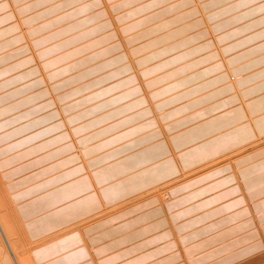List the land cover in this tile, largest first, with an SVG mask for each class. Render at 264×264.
<instances>
[{
    "label": "crops",
    "instance_id": "0c3cea01",
    "mask_svg": "<svg viewBox=\"0 0 264 264\" xmlns=\"http://www.w3.org/2000/svg\"><path fill=\"white\" fill-rule=\"evenodd\" d=\"M225 1L0 0V175L28 240L76 226L94 264H264V144L99 214L264 136V0Z\"/></svg>",
    "mask_w": 264,
    "mask_h": 264
},
{
    "label": "rangeland",
    "instance_id": "374dc122",
    "mask_svg": "<svg viewBox=\"0 0 264 264\" xmlns=\"http://www.w3.org/2000/svg\"><path fill=\"white\" fill-rule=\"evenodd\" d=\"M225 2H230V1L226 0ZM247 3H248L247 1H241L238 5V7H240L239 9L245 8L247 6ZM218 4L220 5V2L211 3L208 6H205V8L208 10H212L218 7ZM240 19L241 21L247 20L248 12L243 13L240 16ZM215 32H216V29L214 28L212 30V33L210 34H214ZM99 35L100 34L96 33L94 35V38H97ZM35 37L41 38L40 36H35ZM59 39L61 40L63 38H59ZM71 41L72 40H70V42ZM96 41H98V43L95 46L104 44L103 42L100 41V39H97ZM51 43L52 44L56 43V41H50L46 45H51ZM46 45L44 44V47ZM30 53H31V50H30ZM40 71L43 73V77L51 89L53 86V81L49 79L48 71L46 69L40 70ZM80 88L82 89V84L81 85L78 84V86L75 85L73 87L74 91H72L69 94L73 95L76 92H79L81 90ZM59 95L60 93L53 94L51 96V100L48 101V103L50 102L57 103V99ZM87 100H88V96L81 98V102H84V101L87 102ZM37 108L38 107H36V109ZM33 110L34 109H32L31 111ZM156 115L158 118L157 119L158 122L162 124V121L160 118L161 116L158 115V113ZM64 117H66V115H64ZM21 118L22 117H20V114H19L17 116H14L11 122L18 121ZM263 144H264V136L257 138L256 141L253 142L252 144L235 149L234 151L226 154L225 156L219 159L213 160L212 162H209L199 167L198 170H195L194 172H190V173L187 172L186 173L187 175L184 177V179L178 178V177L175 178L176 180L170 179L155 187L153 186L144 192H141L139 195L130 197L129 199H126L122 202H118L117 203L118 205L114 204L110 207H107L106 209L102 210L99 214L101 217L103 216L105 217V215H110L114 212L116 213V211L118 212L119 210L124 209L128 205L130 206L134 205L142 200H146L151 197H154L159 202L166 203L171 199L170 190L172 189V186L174 187V185H179L181 183H184L187 180L189 181L198 175H201L206 172H210L214 168H217L218 166L222 165L223 163H226L228 161H231V160H234L240 157L245 152L249 151L251 148L255 149L256 147L263 145ZM10 179L12 180L13 178L9 177V175L6 176L4 173L0 175V264H4L6 262L10 264H63L65 260L70 261L78 257L82 258L83 260L80 264H94L93 259L88 255V253L86 254L83 247L77 248L76 246L77 249L76 248L74 249L73 247L78 244L77 235L73 233V230L76 228V226L65 229L64 231L59 232L57 234L47 236L41 240H37V241L28 240L21 224L18 222L17 218L15 217L12 206L10 204L9 197L6 194V189L4 185H6V183H9ZM99 217H96L95 219ZM68 232L70 235L69 237H66L63 235ZM47 243H50L48 244V248L51 247L52 249L47 250V251H43L42 249H37L40 246L45 245ZM41 252H44L46 255L41 260L42 262L40 261L41 263H37L34 260L33 256L34 254L37 256Z\"/></svg>",
    "mask_w": 264,
    "mask_h": 264
},
{
    "label": "bare ground",
    "instance_id": "6f19581e",
    "mask_svg": "<svg viewBox=\"0 0 264 264\" xmlns=\"http://www.w3.org/2000/svg\"><path fill=\"white\" fill-rule=\"evenodd\" d=\"M15 83V82H14ZM7 84V83H6ZM10 85V84H9ZM78 86V85H77ZM76 88V87H75ZM88 88V87H87ZM79 90V89H78ZM77 93V92H76ZM92 96L90 95V96H88V100H87V102L89 101V99L91 98ZM25 105V104H24ZM156 115V114H155ZM159 115V114H158ZM4 264H10V263H8V262H6V263H4Z\"/></svg>",
    "mask_w": 264,
    "mask_h": 264
}]
</instances>
